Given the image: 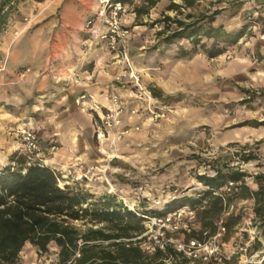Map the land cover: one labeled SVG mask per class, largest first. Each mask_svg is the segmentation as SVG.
Wrapping results in <instances>:
<instances>
[{
  "label": "crops",
  "instance_id": "1",
  "mask_svg": "<svg viewBox=\"0 0 264 264\" xmlns=\"http://www.w3.org/2000/svg\"><path fill=\"white\" fill-rule=\"evenodd\" d=\"M106 1L55 0L50 8L42 9L37 14L38 19L42 21L40 29L31 37L29 47L24 52L22 49L21 53L13 59V61L17 60L21 56L25 61H28L29 75L24 82L25 94L13 95L14 101L18 99L29 101L30 104L27 105L24 115L28 121L16 126L12 135L10 134L11 136L4 135L0 131V170L14 163L12 152L19 147L17 130L28 122L38 129L37 133L44 144L53 141L58 144V150L49 157L47 166L64 175L60 180L63 186L66 184L85 185L91 189H100L99 192L102 194L107 193L108 189L104 176H111L115 179V175H113L115 170L127 172L129 168H138L136 173H140V169L144 165L143 161H146L142 152L151 153L172 149L176 156H183L187 151V149L180 148L183 142L190 141L195 136L203 137L202 133L196 134L193 128H188L183 129L178 134V141L159 143L157 146L154 140L157 139L156 135L158 134L154 132V128L151 126L147 131L145 129L139 130L140 127L138 126L136 130L126 128L127 133L118 147L119 156H117L114 164L111 156L108 157L103 153V149L110 150L111 147L99 145L95 138L93 113L76 104L75 100L79 94L91 93L102 105L108 106L111 93L123 92L128 103L136 104L131 107L134 108L133 112L137 111V107L142 104L144 111H141L140 114L123 113L122 128L138 121V119L143 120L141 115L147 113L146 110H153L151 101L143 102L136 97L134 98L135 94H130L128 90L112 85L111 81L119 74L121 66L115 62L112 54L103 46L94 45L93 47L87 41L88 33L84 32L86 31V22L102 9ZM176 1L181 3V0ZM169 3V0H160L151 9L150 16L155 10L159 13L167 12L166 8ZM42 4L41 7L44 8L46 1H43ZM126 21L130 20L125 18ZM55 27L57 28L55 29ZM260 42V48H256V51L264 57V41ZM139 53L142 54L143 52L139 51ZM191 56L192 58L188 59L191 64H185L182 59L180 68L167 73L166 77L153 71L151 69L153 67L146 65L141 61V58L135 65L141 70H149L146 83L151 84L163 94L161 98L152 94L155 101L162 100L167 104L166 101L171 100L170 97L174 91H187L189 83H195L197 95L216 100V107L213 106L212 109L201 105H187L186 107L185 97H182L179 101L180 104L176 105L180 108L181 117L188 118L191 116L193 120L191 127L198 124L212 125L214 129L213 140L216 141L217 147L240 142L244 146L249 145L247 147L249 148L251 141L256 140V148L260 150L264 164V124H261L264 122V116H244L242 118L241 115L245 110L242 108L238 110L241 111V114L238 112L237 115H231V106H235L234 100L236 98V90L231 85V81L243 77L250 68L255 67V62L248 59L249 54L229 61H225L224 53L209 57L204 52L197 51ZM208 58L216 61V65L213 62L205 63V59ZM194 65L202 70H204L205 65H210L206 67L212 73L206 77L200 73L201 75H197V79H190V73L195 71ZM73 76L75 79L72 78ZM221 77L223 78L220 79ZM127 79L132 81L131 76L124 78L125 81H128ZM165 107L171 108L173 105L169 103ZM17 114L18 112L3 114L6 117L4 123H11L18 116ZM174 132H176L174 128L166 130L164 132L165 139L167 136L170 138ZM146 140L149 142L147 143ZM149 157L151 158V156ZM252 161L254 160L246 162V165ZM180 162L172 165L174 168L171 167L170 171L168 170L170 172L167 175L168 179L173 173H177V170L184 171L183 164ZM262 173L264 172L262 171ZM174 177L177 178L178 176ZM180 177L179 182L189 185L188 190L181 194V197L185 195L199 197L203 194L202 190L206 189V186L197 177L187 178V172L180 174ZM250 177L252 178L251 182H247V178ZM246 182L253 190L258 188L254 174H249L246 177ZM125 188L124 185H118L121 192L125 191ZM245 200L254 203V199ZM219 222H222V219L216 220V223Z\"/></svg>",
  "mask_w": 264,
  "mask_h": 264
},
{
  "label": "rangeland",
  "instance_id": "2",
  "mask_svg": "<svg viewBox=\"0 0 264 264\" xmlns=\"http://www.w3.org/2000/svg\"><path fill=\"white\" fill-rule=\"evenodd\" d=\"M43 1H46L44 8L41 7L43 6ZM54 2L55 0H19L16 10L9 19L8 25L0 33V131L4 135L11 136L16 126H19L24 121H28L24 115L27 105L30 104L29 101H21L19 99L14 101L13 97V95L25 94L26 88L24 87V82H26V78L29 75L28 61H25L21 56L18 59L16 58L17 60L13 61V59H15L17 54L21 53L22 49L24 52L29 47L31 37L40 29L42 21L38 19L37 14L39 11L50 8ZM216 10L220 13L216 15L215 25H223L229 31L237 30L245 24L248 25L246 29L247 34L244 38L240 39L237 44L228 46L225 50V57L223 56L225 61L249 54L247 56L248 59L255 62V67L250 68L243 77H238L231 81V85L236 90L235 106H231V115H237L238 110L242 108V110L245 109L242 113L243 115H241L242 118L244 116L263 117L264 57H262L261 53H257L256 48H260V41H264V0H199L191 8L184 9V12H191L194 15V19H197L201 15H212ZM163 13L171 16L176 15V12L173 10L163 11ZM163 13L155 10L151 16L150 11L149 14H143L137 18V14L133 10L125 16L126 19L130 20L126 21V25L132 33L131 65L140 74V83L143 91L142 94L139 93L138 87L128 79V81H125L124 78L117 81L115 77L111 83L115 87L128 90L132 95L135 94L134 98L136 97L143 102L151 101L153 110H146L147 113L141 115L143 120L138 119V121H134L130 125L125 126V128H122L123 113L129 112L130 115L140 114L141 111H144V106L142 104L139 105L140 107H137V111L133 112L134 108L131 107L136 104L128 103L123 92L118 93L124 102V111L121 113L117 128L112 129L108 139L104 141L103 145H109L111 149H104L103 153L108 157L111 156V160L113 159L112 163L114 164L117 158L114 154L117 153L119 156L118 147L127 133L126 128H134L136 130L138 126L140 127L139 130L145 129L148 131L151 126L154 128V132L158 134L156 135L157 139L154 140L157 146L159 143L178 141V134L183 129L188 128H193L196 134L202 133L203 137L198 138L195 136L190 141L183 142L180 148L187 149L183 156H176L175 151L172 149H164L151 153L142 152V156L146 161H143L144 165H142L140 173H136L138 168H129L128 173L115 170L113 174L115 175V179L111 176H104V180L108 186L107 193L116 196L119 201L124 202L132 212L139 213L144 212V210H153L160 213L166 208L167 204L180 198L181 194L185 193L189 186L186 183L179 182V179L181 180L180 174L187 172V178L197 177L200 175V170H202L201 166H204L205 162L207 164L209 162L208 158L213 154H217L216 156L218 159L221 158V162L229 163L230 166L235 161V155L231 151L222 152V150H226L227 147L232 146V143L216 146V141L213 140L214 129L212 125L198 124L195 127H191L193 121L191 116L188 118L181 117L180 108L176 107V105L180 104L179 101L182 97H185L186 107L187 105H201L205 108L210 107L211 109L213 106L216 107V100L197 95L195 92L196 87H194L195 83H189L187 91H174L171 94V100L166 101L167 104L162 100L155 101L152 95L151 97L148 96V92L152 93L151 90L154 87L146 83V78L149 77V70H141L136 67L135 64L139 61L138 59L141 58V61L146 65L153 67L151 68L153 71L164 77H166L167 73L180 68L182 59L185 61V64H191V61L188 60L192 58L191 55L188 57L180 54V48H190L192 46L188 39H176L173 43L166 45L163 43L164 37L158 35V31L163 28L164 24H156L155 21L161 18ZM179 16L180 18H184V15ZM84 32H87V30ZM203 40L205 41V39ZM139 51L143 53L140 54ZM204 62H213L216 65V61H212L210 58L205 59ZM206 66L210 65H205L204 70H202L194 65L195 71L192 74L190 73L189 78L197 79V75H201L200 73H203L205 77L209 73L211 74L212 71H208ZM169 103L173 107L166 108L165 105ZM6 112H18V116L11 123L5 124L4 120H6V117L3 114H6ZM206 114L208 115L209 112ZM239 114H241V111ZM93 116L95 117L94 113ZM34 128L38 132L35 126ZM171 128L176 129V132L172 133L170 138L167 136L165 139L164 132ZM117 133L122 134L120 139L116 138ZM146 142L148 143L149 141L146 140ZM251 142L249 149L258 159L247 165L245 164L243 170L248 174L264 172V168H262L264 164L261 159V152L256 148V140ZM235 144L244 146L240 142H236ZM153 147L155 148L156 146ZM16 151H18V148L12 154ZM152 160L153 162H151ZM179 162L183 164L184 171L177 170V173H173V175H177L178 177L175 178L172 175L173 180H171V177V179H168L169 169L172 165ZM213 163L211 162V164ZM251 179V177L247 178V182H251ZM60 185L63 186V183H60ZM118 185H124L126 187L125 191H119ZM74 186L85 188L97 197L102 195L98 188L91 189L85 185ZM235 202L240 207L239 212L242 214V221L230 233L223 232L216 238L215 245L217 252L227 257H223L221 262L216 258V264H264V234L259 227V222L256 220L253 211L254 203L253 201L248 202L241 199L235 200ZM195 209L197 213L195 228L199 230L200 218L198 212L200 209L199 207ZM75 224L83 230L91 225L94 227L102 226V224L85 225L81 221H76ZM145 224H148L147 219L144 221ZM175 237L182 239L184 236L182 234H175ZM59 249L53 242L50 244L47 252H41L38 247L28 242L21 251L17 264H59ZM214 261L211 258L210 263L213 264ZM195 264H201V262L197 261Z\"/></svg>",
  "mask_w": 264,
  "mask_h": 264
},
{
  "label": "trees",
  "instance_id": "3",
  "mask_svg": "<svg viewBox=\"0 0 264 264\" xmlns=\"http://www.w3.org/2000/svg\"><path fill=\"white\" fill-rule=\"evenodd\" d=\"M159 1L143 0L134 9L137 18L149 14ZM169 1L166 10H173L176 15L163 13L155 23L164 24L158 31V35L164 37V44L169 45L183 38L190 41V48H180L182 56L201 51L209 57H215L247 34V24L231 31L223 25H215L216 15L220 13L218 10L197 19L191 12H184L198 0H181V3ZM18 2L0 0V33L8 25ZM179 15H184V18ZM151 91L155 97L163 96L155 88ZM241 158L245 162L258 159L251 151L242 153ZM12 161L14 163L0 170V264H17L28 242L41 252H47L54 242L60 248L59 264H190V260L171 245L149 254L142 249L141 239L133 240L146 230L145 219L140 214L164 215L184 205L200 209V229L188 233L187 239L205 241L206 229L210 230L211 235L218 231V219H222L225 232L230 233L241 224L242 214L232 212L224 215L226 208L235 200L249 198L254 199L253 211L264 234V173L254 174L258 188L253 190L246 182L249 174L237 166L221 162V158L212 164L213 174L197 176L206 186L201 196L185 195L177 198L160 213L153 210L132 212L112 194L105 193L97 197L85 188L69 184L61 186L62 176L58 172L47 165H27L26 158L19 151L12 154ZM230 181L236 183L237 190L229 195L215 193ZM76 221L102 226L91 225L83 230L75 224Z\"/></svg>",
  "mask_w": 264,
  "mask_h": 264
},
{
  "label": "built area",
  "instance_id": "4",
  "mask_svg": "<svg viewBox=\"0 0 264 264\" xmlns=\"http://www.w3.org/2000/svg\"><path fill=\"white\" fill-rule=\"evenodd\" d=\"M142 2L143 0H133L132 3L107 0L102 9L90 17L85 25L89 45L103 46L112 54L115 62L121 66L120 72L115 79L120 81L126 76H131L132 82L138 87L141 94L143 87L140 83V74L131 65L132 33L126 25L125 16ZM72 78L75 79L74 76ZM151 95L152 93L148 92V96L151 97ZM75 101L82 109H87L94 113L95 136L100 145L104 144L111 130L117 128L121 113L124 111V102L119 94L113 92L109 95L110 103L108 106L102 105L96 100L94 95L88 92L79 94ZM121 135V133H117L116 138L120 139ZM17 138L19 140L18 151L26 158L27 165H47L49 157L58 150V144L55 141L44 144L37 130L30 123L23 125L17 130ZM226 151H231L235 155V161L231 165L243 170L246 162L242 160L241 154L248 153L251 150L245 146L232 144L226 150H222V152ZM216 155L210 156L208 158L209 162L207 164L205 162L204 166H201L200 175L210 174V172L214 173L211 162L218 159ZM60 175L63 178L64 175ZM235 190H237L236 183L230 181L220 191L215 193L229 195ZM239 210L238 203L233 201L226 208L224 215H229L232 212L241 213ZM140 215L145 220L147 219L148 224H145V232L133 238V240L141 239L140 245L142 249L149 254H153L157 249H165L166 246L171 245L178 252L183 253L191 264H195L197 261H200L201 264H211V258L215 260L213 264H216V258L219 262L223 260V257L227 258L217 252L215 245L216 238L225 232L222 222L217 224L218 231L213 235L210 234L209 229L204 231L207 239L203 242L194 238H185L192 230H196L197 213L195 208L184 205L164 215ZM175 234H182L184 237L179 239L175 237ZM77 255L79 256V253Z\"/></svg>",
  "mask_w": 264,
  "mask_h": 264
},
{
  "label": "bare ground",
  "instance_id": "5",
  "mask_svg": "<svg viewBox=\"0 0 264 264\" xmlns=\"http://www.w3.org/2000/svg\"><path fill=\"white\" fill-rule=\"evenodd\" d=\"M114 155L118 156V155H117V153H116V154H114ZM112 190H113V189H112Z\"/></svg>",
  "mask_w": 264,
  "mask_h": 264
}]
</instances>
